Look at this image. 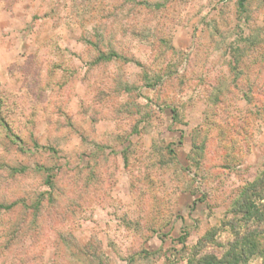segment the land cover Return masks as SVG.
<instances>
[{
    "label": "rangeland",
    "instance_id": "374dc122",
    "mask_svg": "<svg viewBox=\"0 0 264 264\" xmlns=\"http://www.w3.org/2000/svg\"><path fill=\"white\" fill-rule=\"evenodd\" d=\"M263 165L264 0H0V264L222 259Z\"/></svg>",
    "mask_w": 264,
    "mask_h": 264
},
{
    "label": "trees",
    "instance_id": "16d2710c",
    "mask_svg": "<svg viewBox=\"0 0 264 264\" xmlns=\"http://www.w3.org/2000/svg\"><path fill=\"white\" fill-rule=\"evenodd\" d=\"M244 1V0H241ZM264 165L259 176L245 187L233 205L232 213L240 215L245 226L257 225L246 233L236 231V239L222 259L206 255L201 264H246L253 256L264 259V244L260 241L264 234ZM234 226V225H233Z\"/></svg>",
    "mask_w": 264,
    "mask_h": 264
}]
</instances>
